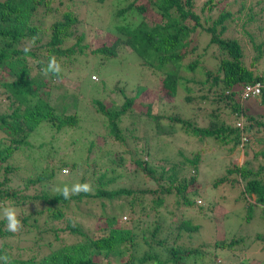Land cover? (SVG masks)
I'll use <instances>...</instances> for the list:
<instances>
[{"label": "trees", "instance_id": "obj_1", "mask_svg": "<svg viewBox=\"0 0 264 264\" xmlns=\"http://www.w3.org/2000/svg\"><path fill=\"white\" fill-rule=\"evenodd\" d=\"M96 1L100 7L111 2ZM195 1L116 0L114 4L111 2L114 7V12L109 11L112 19L107 23H101L103 29L110 33V40L91 48L85 42L86 32L78 33L79 15L75 11L66 9L60 12L51 23L49 39L42 42L40 27L35 23L38 19L36 14L40 8L45 10L44 14L52 13L54 11L51 6L52 0H0V69L6 70L2 69L0 78L3 75L12 77V80L0 84L1 92L7 100L5 103L0 102V108H4L0 112V169L3 172L14 174L20 170V166L15 163L18 161L13 159V152L31 146L35 139L29 141V137L40 126L57 132L70 127L71 129L81 127L82 111L75 108L78 106L81 109L79 103L85 97L82 99L79 93L76 95L71 91L74 96H69L67 105L73 107L74 112L62 115L57 113L51 104L50 90L45 92L48 94L47 99H43L39 92L41 88L50 87L53 78H62V68L73 65L77 54L86 56V62L83 61L81 64L79 60L81 66L77 75L79 81L87 76L90 68L98 72V67L104 66L108 61L115 59L127 62L134 54L138 59L132 58L138 62L140 70H149L153 77L159 78L164 96L178 99L181 96V102L186 104L194 102L199 105L197 111H193L195 116L207 118V124L198 125L193 115L182 117L175 113L168 114L165 112L166 109L152 113L153 104L139 98L146 87H139L133 95H128L116 84L114 88L123 96L117 108L109 107L101 97H89L94 111L106 118L107 133H96L95 139L88 143L87 150L94 152V144L98 149L100 147L108 152L106 157L109 155L114 164L121 163L124 169L134 164V169L130 170L131 175H128L129 179L135 180L141 173L138 182L152 181L158 186L142 190L133 185L113 189L109 187L110 180L103 181L105 178L103 173L92 179L94 183L91 184V188L93 187L94 193L81 192L79 195H72L70 199H65L56 191L51 194L40 192L35 198L48 205L47 210L55 221L64 216L59 205H65L70 201L80 202L90 197L111 201L123 196L133 200L136 199L138 192L155 194L156 201L153 199V207L160 205L164 196H171L178 207L183 205V209L211 210V205L204 209L202 200H198L203 196L200 193L202 184L198 182V165L204 162L202 160L204 153L197 151L191 154V157L183 156L179 160L161 158L157 164L148 160L150 153L156 154L154 148H151L153 144L162 136L165 138L169 131H176V125H179L178 128L186 134L201 140L214 139L220 145L231 143L229 151L240 146L244 154L243 161L239 164L232 162L220 176L209 178V189L214 194L215 192L224 194V197L227 196L224 190L237 189L238 196L237 198L234 196V200L243 201L247 216L245 223L253 219L262 222L264 219V118L260 120L258 118L261 116L247 113L242 102L250 97L243 98L241 95L242 89L248 84L261 82L264 85V67L260 65L264 59V0L241 3L237 15L227 6L220 7L216 15L210 13L218 0H205L199 8L194 4ZM245 8L247 12L242 16L241 12ZM241 19L243 21L239 23ZM252 22L255 23L254 29L249 28ZM33 38L34 46L25 53L24 47L31 45ZM202 38L206 39L207 43H202ZM68 39H74V43L65 45ZM200 43L201 51L197 48ZM39 46L43 48L48 62L50 57H55L62 67L59 75L53 73L45 75L41 72L48 63L45 64L39 59L36 52ZM208 48L212 50L211 66L204 61ZM27 57L34 58L35 73L32 72ZM92 76L96 79L95 74ZM100 83L106 85L104 79H101ZM258 97L264 104V86ZM202 103L206 105L210 103V109H206V117L198 114ZM142 106H146L144 119L140 113ZM223 106L229 108L235 118L239 119L242 116L243 129L233 127L220 119L222 115L220 109ZM145 119H148L150 124ZM165 119L170 122L167 124ZM254 125V133L251 134ZM89 132H92V129L89 128ZM241 134L248 136L244 143H241ZM134 139L135 143L132 145L139 148L134 149L135 156L125 160L122 145H127ZM143 155L146 156V160L142 158ZM88 158H85L87 159L85 166L88 164ZM65 164L73 168L72 171L75 173L83 169L79 168L75 161ZM189 166L193 168L190 174ZM39 172L35 178L30 179L31 183H40L56 175L54 167L45 166ZM96 172L94 168L93 173ZM7 180L8 178L4 176L0 182V214L5 208L6 201H11L13 206L24 200L17 197L15 192L3 189ZM61 185L71 187V184ZM205 201L210 204V201ZM129 203L131 206L134 204ZM182 212L181 216L175 214L176 217L173 215L168 220L161 219L151 223L147 229H141V232L134 231L129 226H119L115 222L116 216L108 217L105 220L107 228L94 235L85 233L77 225L44 228L40 233H48L50 238L46 242L37 240L36 251L28 248V255L22 256V249L13 252L10 245L2 242L0 257L8 256L9 264H217L212 254L204 251L209 240L199 238V228L203 224L193 222L184 216V211ZM41 214L42 211L34 213L32 217L34 223L38 222ZM29 218L30 216L23 217L21 221L26 224ZM63 220L64 218L61 221ZM143 220L138 218L134 227H138ZM205 220L213 221L211 217H206ZM43 222L46 223L47 220L44 219ZM5 225L6 219L0 218V237L13 234L7 231ZM75 235L78 236L72 241ZM230 238L229 242L226 238L219 240L215 237L211 241L215 249L219 247L233 252L239 249L241 252L248 247L245 245L239 248V245L246 243L247 235L236 231ZM254 239L264 243V233L256 234ZM127 243L136 251L142 247L139 258L133 255L131 248L125 249ZM43 246L48 252L40 256L39 249ZM129 250L131 252L127 260L120 258L121 254ZM98 254H104L105 259H95ZM110 256L118 259L113 260ZM0 264H4L3 260H0Z\"/></svg>", "mask_w": 264, "mask_h": 264}, {"label": "rangeland", "instance_id": "obj_2", "mask_svg": "<svg viewBox=\"0 0 264 264\" xmlns=\"http://www.w3.org/2000/svg\"><path fill=\"white\" fill-rule=\"evenodd\" d=\"M109 1L114 4L116 0ZM204 1L205 0H196L194 4L199 8ZM248 1L249 0H218L217 5L213 7L214 10L210 13L216 15L220 7L227 6L237 15V9L240 8L241 3H247ZM111 2L100 7L96 0H52L51 6L54 9L52 13L44 14L45 10L40 8L38 14H36L38 19L35 23L40 27L42 42L49 39L51 23L60 12L66 9H71L79 15L78 33L79 31L86 32L85 42L89 44L91 48L97 47L104 41H109L110 33H107V31L103 29L101 23H107L109 19H112L111 12L109 13V11L114 12V7ZM246 12L247 8L243 9L241 15L245 16ZM242 21L243 19H241L239 23ZM249 25L250 29H254V22ZM89 27H91V29H88ZM202 39V43H205L206 39ZM73 43L74 39L65 41V45H71ZM197 48L201 51L202 44L200 43V46L198 45ZM42 49L40 47L36 52L41 62L46 64L48 61L45 59ZM211 51L212 50L208 48V53L204 60L207 61V65L210 66L213 63V61L210 63ZM76 57V61L73 65L67 68H62L60 66V68H62V78H53L50 83L51 86L44 89L41 88L39 92L43 99H47L48 94L45 92L50 90L52 97L50 99L51 104L54 105L53 107H55L56 112L62 115L66 112H74V108L67 105L70 99L69 96H74L71 91H74L76 95L79 93L82 99L85 97L79 103L81 109L78 106L75 108L82 111V117L80 119L81 127L78 129H71L72 127H70L66 130L57 132L55 130H50L46 126H40L34 131L33 135L29 137V141L35 139L31 146L23 147L20 151L17 150L13 152V159L18 161L15 163L20 166V170H17L13 174V172L5 173L0 169V182L4 176L8 178L3 189H7L9 192H15L17 197L24 199L21 203L14 204L13 206L11 201H6V204L2 202V204L4 203L5 207H13L17 211L20 220L23 217L30 216L26 224L22 222V227L18 232L10 236L0 237V244L2 242L7 243L12 247L11 250L13 252L22 249V256H26L28 255V248L33 249V251L37 250L35 246L37 240L46 242L50 238L48 233H40L44 228L48 229L56 226L77 225L85 233L94 235L101 232L104 228H107L105 226V220L108 219V217L116 216L115 222L119 224V226H129L132 227L134 231L138 230L141 232V229H147L151 223L161 219L168 220L170 217L172 218L173 215L175 217L176 215L181 216L183 213L182 211H184V216L192 219L193 222L198 221L203 224V226L199 228V238L209 240V242H206L209 244L204 251L206 253L209 251L217 264H251L252 262L254 264H264V243L254 239L256 234L264 233V219H262V222L253 219L254 221L251 220L249 223H245L247 222V216L245 215L243 201L241 199L234 200V196H238L237 189L228 188L226 189L228 192L224 190L223 192H225L228 197H224V194L220 192H215L214 194V192L209 189V178L220 176L230 163L239 164L243 161L244 154L242 149L238 146L234 150L229 151L228 149L231 143L220 145L214 139L201 140L198 137L186 134L182 129L178 128L179 125L175 126L176 131H169L165 138L162 136L157 143L153 144L151 148H154L156 154L150 153L148 160H152L153 163L157 164L160 162L159 159L161 158L179 160L182 159L183 156L191 157V154L197 151H200L202 154L204 153V158H202L204 162L198 165V182L200 181L202 184L200 193H202L203 196L202 198H198V200H202L204 209L211 205V210L200 211L197 209V211H194L196 209H183V205H179L178 207V205L175 204L174 198L171 196H164L162 203L158 206L156 204L157 207H153V199H155L156 195L138 192L136 199L133 200L123 196L122 198L112 199L111 201L96 197L85 198L80 200V202L70 201L65 205H59L64 213L63 221H61L63 218L57 221L51 218L47 210L48 205L44 201L35 198V196L43 191L49 192L50 194L55 193L54 189L57 187L61 188L63 186L61 184H71L72 186L75 183L84 181V183L91 185L94 183L92 179L104 173L105 178L103 181L110 180L109 187L113 189L121 187L128 188L133 185V187L137 186L138 189L142 190L153 189L158 186L152 181L145 183L138 182V180L141 179V173H139L140 176L135 180L129 179L128 175H131V171L135 167L134 164H130L124 169L121 163L116 165L109 158V155L108 158L106 157L108 152L100 147L98 149L94 144V152H89L87 150L88 143L95 139L94 136L96 133H107L106 118L94 111L90 105L89 97H101L109 107L117 108L123 96L114 88L116 84L122 87L128 95H133L139 87H146L147 89L141 93L139 98L141 101L153 104L152 113H157L166 109L165 112H168V114L175 113L182 117H190L193 115L192 117L198 125L207 124V118L195 116L196 114L193 113V111H197L196 108L199 105L194 104V102L190 104L182 103L181 96L179 99L164 96L159 78L157 76L153 77V74H151L149 70H140L137 64L138 62L133 59L137 58L134 54H132L133 58L129 57L130 59H128L127 62L112 59L104 66L98 67V72L94 68H90L87 74L88 78L84 76L81 81L77 78V75L80 73L78 70L81 69L79 60L81 64L83 61L86 62V56L77 54ZM27 61L28 64L32 66V72L35 73L36 69L33 64L34 58L27 57ZM260 65L264 67V59L261 61ZM2 69H0V74L3 72ZM4 71L6 70L4 69ZM93 74H95L96 79L93 78ZM101 79L105 80V86L100 83ZM10 80H12L10 75H3L2 78H0V84L1 82L3 83ZM6 101L0 88V102L5 103ZM242 104L247 113L257 117L261 116V118H258L260 120L264 118V104L261 103L260 97L248 98L244 100ZM66 105L67 108H65ZM209 106L210 103L209 105L202 103L200 106L201 110L198 114H203V116L206 117V109H210ZM215 106H217V104H215ZM3 110L4 108H0V112ZM145 110L146 106L140 108L143 119L145 118L143 117ZM220 111L222 113L220 119H223L225 123L233 127L236 126V122L239 119L233 116L229 108L223 106ZM145 121L150 124L148 119H145ZM165 121L167 124L170 122L167 119H165ZM167 124H164L166 129ZM254 127L255 125L251 128L253 130L251 134L254 133ZM89 128L92 129V132H89ZM164 139L166 141H164ZM110 141L109 139L108 143H110ZM96 142H98V140H96ZM132 143H135V139L127 145H122V149L125 151L123 154V159L125 160H129L132 156H135L134 149L139 148L138 146H133ZM86 157H89V161L85 166L87 161V159H85ZM142 158L146 160L145 155H143ZM74 161L79 164V168H83L81 171H76L75 173L72 171L73 168H69L67 164H65ZM45 166L54 167L56 175L52 179L44 180L40 183H31L30 179L35 178L37 172ZM62 167L65 170H62ZM94 168L97 171L96 173H93ZM188 170L189 172H187L189 174L193 172L192 166H189ZM61 171L65 172L62 173ZM91 192L94 193L93 187ZM205 200L210 201V204L208 205V202ZM129 202H133V206H131ZM120 206H123V208H120ZM229 209H231V211H229ZM39 211H42V214L38 218V222L34 223L35 221L32 217L34 213ZM226 212H228L227 215L225 214ZM2 217L3 212L0 214V218ZM206 217H211L213 221L207 222L205 220ZM138 218L144 220L143 222L140 221L138 227H134ZM44 219L47 220L46 223L43 222ZM236 231L247 235L248 239L246 243L239 245V248L248 245L246 249L240 252L238 248L239 250L233 252L232 250L227 251L219 247H217V249L214 248L213 242L211 241L212 239L214 240V237L219 240L226 238L229 242L231 239L230 236ZM77 236L78 235L73 236L72 241L76 240ZM197 242L202 243L203 241L197 240ZM128 248H131L135 257L139 258L141 256L142 247L139 251H136L135 248L127 243L125 249L127 250ZM131 250L121 254L120 258L127 260ZM47 252L48 249L45 246L39 249L40 256ZM94 258L104 260L105 256L104 254H98ZM110 258L113 260L115 258L118 259V257L114 256H110Z\"/></svg>", "mask_w": 264, "mask_h": 264}, {"label": "clouds", "instance_id": "obj_3", "mask_svg": "<svg viewBox=\"0 0 264 264\" xmlns=\"http://www.w3.org/2000/svg\"><path fill=\"white\" fill-rule=\"evenodd\" d=\"M34 43H35V38H33L31 45H27L24 47L23 51L25 53L29 52L31 50V47L34 46ZM42 71L44 72L45 75H47L49 73L59 75L61 69H60V65L56 61L55 57H50L49 62L47 64V67L44 68ZM255 83H260L261 84V90H262L264 85L261 82H255ZM255 83H252V84H255ZM248 85H250V84H248ZM261 90H260V93H261ZM241 93H242V91H241ZM260 93H258L255 96H250V98L251 97H258L260 95ZM239 119H242V116ZM242 122H243V119H242ZM243 126H244V122H243ZM240 129H243V128H240ZM243 135H245V134H241V137H240L241 143H244L248 140V136L245 135L247 137V140L243 142L242 141ZM62 170H65V169H62ZM62 172L64 173L65 171H62ZM54 191L59 192L65 199H70L72 195H79L81 192L89 193L92 191V188H91V185L88 183H75L71 187H69L68 185H64L63 188L57 187L54 189ZM3 217L6 219V225L5 226H6L7 231L12 232V233H16L21 229L22 221L18 218L17 211L14 208L5 207L3 209ZM0 260H3L4 264H9V258L6 255L0 257Z\"/></svg>", "mask_w": 264, "mask_h": 264}, {"label": "built area", "instance_id": "obj_4", "mask_svg": "<svg viewBox=\"0 0 264 264\" xmlns=\"http://www.w3.org/2000/svg\"><path fill=\"white\" fill-rule=\"evenodd\" d=\"M260 90H261V84L260 83H255V84H250V85H247L243 90H242V97L243 98H247V97H250V96H255L257 95L258 93H260ZM236 125L239 127V128H243V122H242V119H239L236 123ZM247 140V137L245 135L242 136V141H246Z\"/></svg>", "mask_w": 264, "mask_h": 264}]
</instances>
